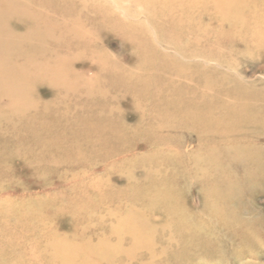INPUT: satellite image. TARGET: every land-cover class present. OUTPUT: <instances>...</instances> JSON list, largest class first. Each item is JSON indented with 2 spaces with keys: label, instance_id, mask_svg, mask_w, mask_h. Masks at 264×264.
Here are the masks:
<instances>
[{
  "label": "rangeland",
  "instance_id": "1",
  "mask_svg": "<svg viewBox=\"0 0 264 264\" xmlns=\"http://www.w3.org/2000/svg\"><path fill=\"white\" fill-rule=\"evenodd\" d=\"M177 1L0 0V217L49 219L37 255L80 212L130 229L125 264H264V177L230 166L264 140V42L216 19L187 40Z\"/></svg>",
  "mask_w": 264,
  "mask_h": 264
},
{
  "label": "bare ground",
  "instance_id": "2",
  "mask_svg": "<svg viewBox=\"0 0 264 264\" xmlns=\"http://www.w3.org/2000/svg\"><path fill=\"white\" fill-rule=\"evenodd\" d=\"M174 1V0H172ZM199 0H178L176 3H172L171 5L174 11H184L188 10V17L190 18L187 20L188 29L190 37L187 36V40L191 38L198 39L199 27L196 25V21L199 23L208 20L211 22L212 20L216 19V22H219L221 26H228L232 32V40L231 42L234 43L237 40L241 41L242 43L252 42L248 35H252L254 37L253 43L255 45L261 44L264 42V0H218L215 1L214 9L215 14H210L206 11H203V8L199 4ZM204 2V1H203ZM181 25L185 22L180 19ZM223 28V27H222ZM192 34V35H190ZM237 35L239 38L237 37ZM195 39V40H196ZM237 41V42H238ZM264 44V43H263ZM200 57L198 54H191L187 56L186 60H191L194 58ZM245 124V123H244ZM254 126V123L252 124ZM254 128V127H253ZM238 135L235 134L236 137ZM238 137V136H237ZM263 138H255V141H250L251 145L254 148H251L248 151L241 150V159L240 158H231L230 166L240 165L242 163H252L249 162L253 160L254 163H258L254 168L251 165V170L257 174L260 178L264 177V140ZM226 142V140H224ZM258 142H263L262 146L260 147ZM220 143H223L220 142ZM260 148H259V147ZM229 153V152H228ZM222 158V157H221ZM244 159V161H243ZM221 159L219 160V162ZM235 162V164H234ZM4 217H0V239L3 238L9 239L16 244V240H20L17 247H20L19 250H22L24 255H29L26 260L22 259H15L16 261L23 263V264H125L126 260L128 259V253L122 248L121 245V231L129 232L130 229L122 228L121 229V222L119 228H114L111 226V230L108 231L112 234V240L116 237V241L112 242L110 238L104 237V232H106L104 227V222L106 216L103 218L101 215L97 213H90L88 215H81L80 212H76L75 215L77 219L75 220L71 217L70 225H72V229L70 232L64 234L65 237L61 238L64 239L61 241L60 244L54 245L51 244L48 248H44L39 255H37V248L38 247H30L31 243L40 244L41 242H50L51 239H54L56 233H48L47 232V225L49 224V219L43 218H33V221L39 223L41 226V231L36 233H31L25 235L20 234L18 235L16 230L10 228L11 225L6 224L7 215H3ZM12 221V220H11ZM93 221H97V224H92ZM165 224V223H164ZM160 224V227L163 229L167 225ZM147 225V223H146ZM158 223H151L149 222V226L154 227L157 226ZM237 226L238 223H237ZM169 227V226H168ZM94 228V230H93ZM115 229V230H114ZM119 230V232H118ZM154 234L153 232H150ZM33 234V235H32ZM121 234V235H120ZM73 236L77 239V242H69L67 237ZM119 236V238H118ZM28 238V239H26ZM29 242L30 244H28ZM24 245H20L23 244ZM15 245L9 244L4 245L3 249L0 246V258H6L8 252L11 250V247ZM28 249L31 251L28 252ZM10 249V250H9ZM206 251V250H205ZM7 253V254H5ZM27 253V254H25ZM5 254V255H4ZM126 256V257H125ZM130 256V255H129ZM25 257V256H24ZM124 257V258H123Z\"/></svg>",
  "mask_w": 264,
  "mask_h": 264
}]
</instances>
